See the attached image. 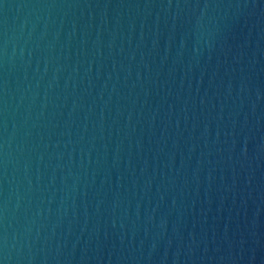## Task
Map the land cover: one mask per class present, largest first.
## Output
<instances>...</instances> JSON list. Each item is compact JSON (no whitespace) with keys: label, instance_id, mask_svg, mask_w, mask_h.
Instances as JSON below:
<instances>
[{"label":"water","instance_id":"95a60500","mask_svg":"<svg viewBox=\"0 0 264 264\" xmlns=\"http://www.w3.org/2000/svg\"><path fill=\"white\" fill-rule=\"evenodd\" d=\"M0 264H264V0H0Z\"/></svg>","mask_w":264,"mask_h":264}]
</instances>
